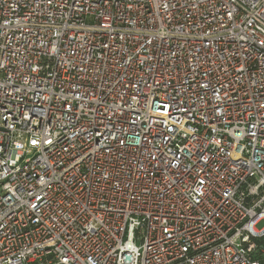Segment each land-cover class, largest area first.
<instances>
[{
	"label": "built area",
	"instance_id": "2783aa9c",
	"mask_svg": "<svg viewBox=\"0 0 264 264\" xmlns=\"http://www.w3.org/2000/svg\"><path fill=\"white\" fill-rule=\"evenodd\" d=\"M264 0H0V264H264Z\"/></svg>",
	"mask_w": 264,
	"mask_h": 264
},
{
	"label": "rangeland",
	"instance_id": "374dc122",
	"mask_svg": "<svg viewBox=\"0 0 264 264\" xmlns=\"http://www.w3.org/2000/svg\"><path fill=\"white\" fill-rule=\"evenodd\" d=\"M263 226H264V222H262V223H260V224L258 225L259 228H261V227H263Z\"/></svg>",
	"mask_w": 264,
	"mask_h": 264
}]
</instances>
